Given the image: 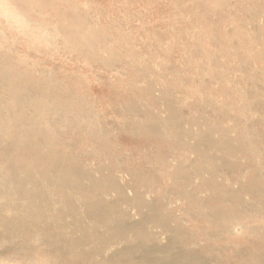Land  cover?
Instances as JSON below:
<instances>
[{"label":"rangeland","instance_id":"rangeland-1","mask_svg":"<svg viewBox=\"0 0 264 264\" xmlns=\"http://www.w3.org/2000/svg\"><path fill=\"white\" fill-rule=\"evenodd\" d=\"M255 2L261 9H254ZM191 9L207 12L204 21H213L216 25L217 36L208 45L212 57L219 63L215 67L209 66V59L194 50L197 42L210 41L212 30L197 25L201 16L190 14ZM74 11L85 23L90 21V27L97 31L98 37L91 39L97 54L112 60L113 51L118 53L111 64L101 62L76 46L84 39L74 40L73 32L68 33L66 29ZM223 13L227 16H220ZM249 36L254 44L244 43ZM263 58L264 0H183L181 7L173 0H0V60H4V67L24 73L33 83L46 88L54 100L70 103L69 113L73 117L85 115L86 126L69 131L64 136L62 149L78 152V149L88 148L78 135L87 134L89 127H100L107 130L105 139L110 150L138 167L146 164L155 167V162H145L138 157L145 152L154 154L155 146L143 147L139 136L127 132L134 123L128 100L133 101L146 118L145 110L151 100L145 93L151 84V93L156 98L154 111L166 116L167 97L164 98L161 91L169 86L168 97L174 99L181 119L187 120L186 125L192 130L190 137L196 138L197 131L207 129V124L213 122L228 127L236 141L239 128L235 125L234 113L239 108L243 107L245 117L264 120V114L256 111L250 96L255 92L264 103ZM167 64L169 71H165ZM221 75L233 94L231 99L218 89ZM238 89L246 90L244 98L240 97ZM124 122L126 126H121ZM214 135L219 133L214 132ZM66 141L74 144L69 146ZM194 141L191 138V142ZM246 144L251 147V140H246ZM199 145L201 149L206 148L203 141ZM98 147L94 145L92 149ZM207 151L214 155L213 162L217 163L219 174L231 189L239 190L250 181V158L239 155V165L234 167L221 163L220 151L210 148ZM253 163L260 166V157H255ZM158 175V182L164 187L156 193L150 192L141 207L127 176L121 181L127 187V196L119 200V206L133 222L144 216L145 227L160 233L163 246L171 242L174 237L171 227L177 224L186 229L187 235L198 236L195 250L173 238L167 255L177 253L178 262L190 254L195 257L179 264H251L246 257L251 254V245L256 247L254 252H264L258 237L245 230L229 235L215 232L205 237L202 222L192 217L197 215L198 201L187 205L191 215L185 213L188 207L172 193L170 180L160 172ZM242 192L250 208L261 209L259 202L250 199L248 192L254 189ZM197 196L198 200L207 199V204L212 192L203 191ZM109 197L115 199L117 195L112 192ZM170 200L172 202L166 204ZM149 202L157 208H151ZM208 210L211 212L209 207ZM82 214L87 227L104 231L102 224L95 223L84 211ZM75 231L78 235L82 233L79 229ZM1 235L0 264H65L49 251L51 245L34 246L32 236L20 233L12 240L9 234ZM24 241L30 243L28 247ZM135 242L137 239L126 243L128 254L133 257L139 254L133 247ZM96 244L91 241L87 247ZM124 244L115 240L105 250L117 251Z\"/></svg>","mask_w":264,"mask_h":264},{"label":"bare ground","instance_id":"bare-ground-1","mask_svg":"<svg viewBox=\"0 0 264 264\" xmlns=\"http://www.w3.org/2000/svg\"><path fill=\"white\" fill-rule=\"evenodd\" d=\"M173 1L180 7L183 4V0ZM254 9H261L258 2L254 3ZM74 12L66 29L68 33L73 32L74 40L84 39L76 46L86 54L92 53L101 62L111 64L118 53L113 51L112 60L97 54L91 44V39L98 37L97 31L90 27V21L85 23L79 13ZM189 13L201 16L197 25L212 30L210 41L197 42L194 50L209 59V66H217V59L208 49L213 43L211 39L217 36L216 25L213 21H204L207 12L191 9ZM81 30L86 33L81 34ZM248 42L254 44L252 37H245L244 43ZM219 43L222 45L224 41L219 40ZM3 64L4 60H0V236L9 234L12 240L20 233L32 236L34 246L51 245L49 251L65 264H179L186 259L193 260L195 257L190 254L178 262L177 253L167 255V252L174 237L179 244L195 250L198 236L187 235L186 229L177 224L171 227L174 235L171 242L163 246L160 233L145 227L144 216L133 222L119 206V200L127 196V187L122 185V180L128 176V182L132 184L129 187L135 190L134 198L141 207L150 192L156 193L164 187L158 182L160 172L170 180L172 193L181 204L187 206L198 201L197 215L192 217L202 222L205 237L215 232L229 235L245 230L256 235L259 244L264 246V120L260 117H245L243 107L239 108L234 113L235 125L239 128L236 141L228 127L213 122L207 124V129L197 131L196 138L190 137L192 130L186 125L187 120L181 119L174 99L168 97L170 87H163L161 91L164 98L167 97L168 114L163 116L154 111L156 98L151 93L153 86L149 84L145 94L150 95L151 102L145 110L146 118L142 117L138 106L128 100L134 123L127 132L139 136L143 147L155 146L154 154L145 152L138 156L145 162H155V167L146 163V166L138 167L110 150L105 139L107 130L100 127H89L87 134L78 135L88 148L78 149V152L62 149L64 136L69 131L82 130L86 126L85 115L73 117L69 113L70 103L54 100L46 88ZM169 70L167 64L165 71ZM219 78L218 89L231 99L233 94L226 79L223 75ZM236 91L241 98L246 96L245 89ZM253 93L250 96L256 111L264 114L263 101L260 102L258 94ZM214 132L219 135L215 136ZM191 138L195 141L191 142ZM246 140H251V147L247 146ZM201 141L206 148H200ZM65 143L74 144L71 141ZM94 145L99 146L97 150L92 149ZM208 148L220 151L223 165L238 166L239 155L250 158V181L242 184L239 190L231 189L219 174V166L213 162L214 155L207 151ZM257 156L260 166L253 163ZM248 188L254 189L248 193L250 199L261 204L260 210L247 205L242 191ZM208 190L212 192V199L207 204V199H197V195ZM112 192L117 195L115 199L109 197ZM170 202L172 200L166 204ZM148 204L157 208L152 202ZM83 211L95 223L102 224L104 231L87 227L83 223ZM185 213L192 214L190 207ZM77 229L82 231L80 235L75 233ZM135 239L137 242L133 247L139 254L133 257L128 254L126 243ZM115 240L125 244L109 253L105 249ZM91 241L97 244L87 247ZM23 244L28 247L30 243L24 241ZM250 248L251 254L246 256L249 262L264 264V252H254V245Z\"/></svg>","mask_w":264,"mask_h":264}]
</instances>
